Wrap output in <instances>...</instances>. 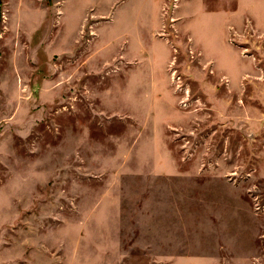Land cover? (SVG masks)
Wrapping results in <instances>:
<instances>
[{
    "label": "rangeland",
    "instance_id": "1",
    "mask_svg": "<svg viewBox=\"0 0 264 264\" xmlns=\"http://www.w3.org/2000/svg\"><path fill=\"white\" fill-rule=\"evenodd\" d=\"M256 1L231 81L190 46L168 76L123 61L95 18L63 22L65 0H0V264H264Z\"/></svg>",
    "mask_w": 264,
    "mask_h": 264
},
{
    "label": "crops",
    "instance_id": "2",
    "mask_svg": "<svg viewBox=\"0 0 264 264\" xmlns=\"http://www.w3.org/2000/svg\"><path fill=\"white\" fill-rule=\"evenodd\" d=\"M255 1L65 0L61 14L71 30L70 20L76 16L75 31L90 16L95 18L92 26H98V43L107 34L111 45L117 40L118 45H128L129 51L120 55L123 61L147 58L157 64L152 75H169L170 46L177 44L199 51L203 63H213L218 76L232 81L242 78L247 73L244 64L253 60L237 41L243 33L238 17L242 5H253ZM32 23L37 27L42 20L34 18ZM34 258L44 264L43 257Z\"/></svg>",
    "mask_w": 264,
    "mask_h": 264
}]
</instances>
